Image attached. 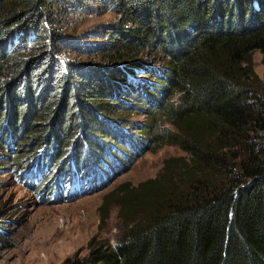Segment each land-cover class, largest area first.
Wrapping results in <instances>:
<instances>
[{"label":"trees","instance_id":"16d2710c","mask_svg":"<svg viewBox=\"0 0 264 264\" xmlns=\"http://www.w3.org/2000/svg\"><path fill=\"white\" fill-rule=\"evenodd\" d=\"M75 1L0 0V140L23 132L19 144L43 145L51 171L72 168L58 174L59 186L48 184L58 200L75 177L78 150L96 146V164L122 159L100 120L115 112L121 86L130 98L135 86L113 65L154 49L166 55L156 81L165 91L144 131L154 145L177 146L187 157L167 158L157 176L108 192L101 219L117 206L116 238L93 237L86 255L60 264H264V91L254 84L251 58L259 51L264 61V0H110L118 19L98 50L102 62L88 72L51 54L60 37L45 26L53 9ZM142 83L136 89L145 95ZM97 134L104 142L89 144ZM73 142L78 149L58 165L55 155L63 158ZM29 165L37 170L39 161ZM108 167L105 177L90 176L92 190L112 176Z\"/></svg>","mask_w":264,"mask_h":264},{"label":"rangeland","instance_id":"374dc122","mask_svg":"<svg viewBox=\"0 0 264 264\" xmlns=\"http://www.w3.org/2000/svg\"><path fill=\"white\" fill-rule=\"evenodd\" d=\"M112 8L110 0H79L63 6V9H53L55 15L48 18L50 21L45 22V26L48 34L56 32L60 38L51 54L58 55L62 63L68 61L76 66V70L88 72L99 66L96 63L102 61L97 55L98 50L107 38V29L118 19ZM164 56L166 57L163 52L144 49L134 52L128 61L113 65L119 67V70L127 75V80L135 86L133 98L126 97L125 90L128 87L121 86L115 112L100 120L103 130L111 135V138L105 139L106 143L113 148L121 147L123 152L119 155L122 159L119 158L109 165L103 160L96 164L90 155V148H96L93 145L88 150L83 147V153L78 150L79 154L75 155L74 159L77 164L79 162L78 165L74 164L75 170L78 169L88 176L105 177L106 174L102 170L105 165L109 166L112 175L115 165H125L96 190L80 193L81 195L73 198L69 194L67 199L65 188L60 190L58 200H53L54 193L52 188H48L49 182L54 184L60 172L70 173L72 168L61 166L59 171H51L52 161L46 160L49 158L45 157V149L41 147L43 145L32 147V151H29V148L19 144L22 142L23 132L18 135L13 131L9 132L7 139L0 140V264H60L75 253L79 256L86 255V244L93 237L97 240L113 241L119 233L117 206L111 205L107 219H101L100 206L107 193L125 183L135 185L157 176L167 158L187 157L177 146L154 145L151 136L144 131L149 108L157 105L165 91L163 89L161 92V87L156 82L161 81L162 75L166 73ZM251 58L255 74L254 84L264 91L262 54L254 51ZM143 64H147L148 68H141ZM136 67L138 68L135 69ZM146 82L149 87L144 95L136 87L139 83ZM91 136L89 144L104 142L99 134ZM123 136L132 139L136 144L131 140L127 142ZM73 146L76 147L75 142L68 146L63 158L61 152L55 155L58 165L68 159ZM76 148L78 149V146ZM85 154H88L90 159L81 167V160L88 157ZM21 157L24 161L16 164L17 159ZM36 158L39 161L37 172L41 168L44 169L46 164L44 174L38 178L37 172L34 173V168L29 165ZM27 169L28 171H25ZM100 171H103V174H100ZM72 183L77 185V180L73 178Z\"/></svg>","mask_w":264,"mask_h":264},{"label":"bare ground","instance_id":"6f19581e","mask_svg":"<svg viewBox=\"0 0 264 264\" xmlns=\"http://www.w3.org/2000/svg\"><path fill=\"white\" fill-rule=\"evenodd\" d=\"M108 167V166H107ZM109 168V167H108ZM45 171V168L44 169H40L37 174H41V172H44ZM74 178H77L80 182V188L78 190H75V191H72L71 194H70V197L73 198L75 196H78V194H82V193H86L88 192L89 190H92L91 189V186H90V176L88 178H85V179H82L81 175L78 173L77 170H75V177ZM75 180V179H74ZM94 179L91 177V182H93ZM76 183V181L74 182ZM99 183H102V182H99ZM67 185L68 183H66V188H67ZM74 185V184H73ZM80 194V195H81ZM76 199V198H75Z\"/></svg>","mask_w":264,"mask_h":264},{"label":"clouds","instance_id":"9594fccd","mask_svg":"<svg viewBox=\"0 0 264 264\" xmlns=\"http://www.w3.org/2000/svg\"><path fill=\"white\" fill-rule=\"evenodd\" d=\"M182 96V93H176L174 94L173 98H172V102H173V105L175 108L179 109L181 104L183 103V101L180 99V97ZM38 170V169H37ZM36 169H34V173L37 172ZM73 180V177L70 178V181ZM58 183V180L56 179L55 183L54 184H57ZM68 199V198H67Z\"/></svg>","mask_w":264,"mask_h":264}]
</instances>
